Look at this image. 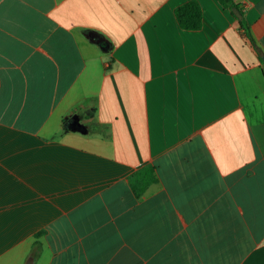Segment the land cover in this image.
<instances>
[{"label":"crops","instance_id":"obj_1","mask_svg":"<svg viewBox=\"0 0 264 264\" xmlns=\"http://www.w3.org/2000/svg\"><path fill=\"white\" fill-rule=\"evenodd\" d=\"M188 1L0 0V264H264V0Z\"/></svg>","mask_w":264,"mask_h":264},{"label":"trees","instance_id":"obj_2","mask_svg":"<svg viewBox=\"0 0 264 264\" xmlns=\"http://www.w3.org/2000/svg\"><path fill=\"white\" fill-rule=\"evenodd\" d=\"M224 8L232 9L238 8L234 5L231 0H217ZM175 17L178 24L182 29L185 30H198L202 24V10L196 0H190L175 9ZM240 26L244 30L245 35L250 39L254 44L253 39L251 38L249 28L246 25L243 19H240ZM139 175H135L131 178V184L134 192L137 196H140L142 192L146 189V186L155 181V177L152 172L145 174L144 179H137Z\"/></svg>","mask_w":264,"mask_h":264},{"label":"water","instance_id":"obj_3","mask_svg":"<svg viewBox=\"0 0 264 264\" xmlns=\"http://www.w3.org/2000/svg\"><path fill=\"white\" fill-rule=\"evenodd\" d=\"M233 14L235 17H237L238 19H241V14L239 13V11L237 10V8H233L232 10ZM262 61L264 63V56L262 57ZM35 258H36V252L32 251L26 258L24 264H34L35 262Z\"/></svg>","mask_w":264,"mask_h":264}]
</instances>
